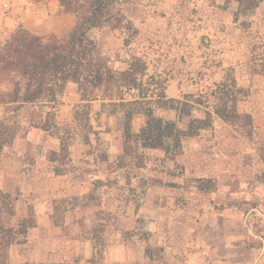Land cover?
<instances>
[{
	"label": "rangeland",
	"instance_id": "rangeland-1",
	"mask_svg": "<svg viewBox=\"0 0 264 264\" xmlns=\"http://www.w3.org/2000/svg\"><path fill=\"white\" fill-rule=\"evenodd\" d=\"M32 1L36 7L31 8L46 4V0ZM91 1L59 0V12L71 16L69 23L36 24L34 28L6 19L2 6L0 45L18 28L46 40L63 41ZM226 1L120 0L106 10L100 27L90 33L97 53L113 72L125 70L130 55L140 57L147 65L144 84L149 77L161 81L168 98L202 95L212 107L216 85L232 78L236 81L241 90L238 112L251 117L252 136L240 137L235 126L214 117L211 129L183 143L188 181L175 180L183 188L154 187L139 195L138 190L135 193L126 187L123 170H109L116 156L124 153L123 117L120 108L109 105L108 100L102 105L107 98L102 89L94 92L96 100L91 102L89 114L92 129L98 132L97 142L89 135V143H84L86 130L74 120L75 107L81 102L73 83L67 84L55 103L21 108L14 120L16 135L1 156L0 188L12 185L16 190L11 195L17 198L19 217L31 206L37 222L49 216L77 239L79 243L73 242L72 253L64 260L60 242H56L52 264H189L190 257L197 264H250L256 246L252 229L264 234V1L248 29L240 25L242 18L234 17L236 4ZM124 38L131 40L129 46L124 45ZM17 82L22 88L23 81L16 74H0V119L13 113L16 104L2 102H7V94ZM154 90L150 87V92ZM135 94L115 86L110 98L130 100ZM31 112L35 122L47 115L53 128L66 125L72 131L73 172L65 175L71 188L56 191L62 179L51 177L37 191L38 175L46 178L50 173L48 152L57 150L59 142L30 126ZM156 113L174 119L172 112ZM159 155L146 153L149 161L141 174L154 176L149 169L155 167L153 161ZM205 176H216L218 187L204 196L190 180ZM23 179L34 190L30 186L23 192ZM138 184V177L131 179V187ZM28 235L33 250L38 232L32 229ZM145 242L151 259L143 255Z\"/></svg>",
	"mask_w": 264,
	"mask_h": 264
},
{
	"label": "trees",
	"instance_id": "trees-1",
	"mask_svg": "<svg viewBox=\"0 0 264 264\" xmlns=\"http://www.w3.org/2000/svg\"><path fill=\"white\" fill-rule=\"evenodd\" d=\"M120 0H92L84 9L81 21L67 34L63 41L44 39L23 28H18L0 45V74L14 73L22 81L14 84V89L7 94V102L16 104L11 114H3L0 119V173L3 150L12 143L15 131V118L23 105L37 103H55L63 94L67 84L77 87L81 104L75 107L74 120L86 130L84 143H89V135L99 140L98 132L90 124V105L95 101L94 92L102 89L109 105L120 108L123 117L122 137L124 153L116 156L109 164V170H123L126 177L125 185L132 192L138 190L144 195L146 189L160 187L180 189L183 186L176 179L185 178V161L183 143L188 139L200 137L211 129L214 117L237 128L240 137L252 136V120L248 114L238 112L240 101L237 94L241 91L232 78L216 85L211 96L215 105L210 107L206 96L188 94L180 99L168 98L163 83L146 76L147 65L140 57L130 55L127 68L118 74L113 72L107 61L97 53L96 42L90 37L91 31L101 25L106 10ZM264 0H227L237 8L234 17L242 18L240 25L248 29L260 5ZM136 34V33H135ZM123 43L129 46L130 39L124 38ZM119 86L128 91L136 92L130 100L123 97L117 101L110 98L111 89ZM150 87L155 92H150ZM22 89V90H21ZM152 96H150V94ZM172 112L174 119H166L156 112ZM195 114H200L199 117ZM34 112L30 114V126L48 133L58 139V149L48 152L46 161L51 165L54 176H63L73 172L70 147L73 133L63 125V132L49 123L46 118L35 122ZM142 121L137 124V121ZM159 152L154 158L155 167L149 171L153 177L145 176L148 159L146 153ZM139 179L136 188L131 187V179ZM195 189L199 194L216 192L218 184L215 178H194ZM56 200H53L55 202ZM63 201V200H59ZM17 198L0 188V264H11V251L15 246L26 243L29 232L37 227V219L31 206L25 216L17 215ZM97 213V212H96ZM53 219V218H52ZM255 235L264 240V234L252 229ZM143 235H147L146 232ZM144 256L152 258L147 242L144 243ZM162 252V249H160Z\"/></svg>",
	"mask_w": 264,
	"mask_h": 264
},
{
	"label": "crops",
	"instance_id": "crops-1",
	"mask_svg": "<svg viewBox=\"0 0 264 264\" xmlns=\"http://www.w3.org/2000/svg\"><path fill=\"white\" fill-rule=\"evenodd\" d=\"M28 4L29 6H23ZM4 6L6 11L4 16L6 19L13 21L17 26L22 25L24 28H29L36 24L41 25L42 27H47V25L52 26L55 23L59 22H67L69 23L70 17L69 15H64L59 12V0H46V4H44L41 8H31L30 6L36 7V3L32 0H0V8L2 9ZM31 24V26H29ZM55 30V28H52ZM8 31L11 32V29ZM45 176L41 174L37 177V191H42L44 188V183L50 178L62 179L60 180L62 185L57 186L55 189H63V187L71 188L72 184L70 180L65 176H54L52 173V169L50 168V173ZM202 178H217L216 176H205ZM59 183V182H58ZM218 184V182H217ZM22 191L26 192L27 187H30V182L23 179L21 181ZM12 186V185H11ZM9 186L6 189H2L5 192L13 194L16 192L15 189ZM61 187V188H60ZM76 188V187H73ZM31 189L32 186H31ZM34 190V189H33ZM204 195L205 194H201ZM209 195V194H207ZM67 225V222L66 224ZM33 231L38 232L36 243L37 245L33 250L30 248L31 240L29 239V235L27 236L26 243L23 245L15 246L11 251L10 263L11 264H52L56 259L57 254L52 252V249L55 247L56 242H60V256L62 260L65 259V255L72 253L71 249L73 247V242L79 243L77 239L72 238L67 230H63V227L55 225L51 220V217L46 216V218H42L38 220L37 227L33 229ZM40 234V235H39ZM254 237V241L256 246L252 249L250 256L251 261L250 264H264V240L258 235H255L252 232ZM45 244L47 246H45ZM47 247V249H46ZM16 252V257L14 253ZM140 253V252H139ZM144 255V253H143ZM143 264V263H139ZM189 264H197L195 260L190 257ZM245 264V263H241Z\"/></svg>",
	"mask_w": 264,
	"mask_h": 264
}]
</instances>
